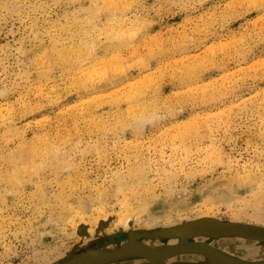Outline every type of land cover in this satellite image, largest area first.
I'll use <instances>...</instances> for the list:
<instances>
[{
	"label": "rangeland",
	"instance_id": "obj_1",
	"mask_svg": "<svg viewBox=\"0 0 264 264\" xmlns=\"http://www.w3.org/2000/svg\"><path fill=\"white\" fill-rule=\"evenodd\" d=\"M191 246L264 263V0H0V264Z\"/></svg>",
	"mask_w": 264,
	"mask_h": 264
},
{
	"label": "water",
	"instance_id": "obj_2",
	"mask_svg": "<svg viewBox=\"0 0 264 264\" xmlns=\"http://www.w3.org/2000/svg\"><path fill=\"white\" fill-rule=\"evenodd\" d=\"M195 251L196 252H203L205 254L215 256L220 261V263H222V264H245V263H241V262L232 260V259L227 258L225 256L216 254L215 252H213V251H211L208 248L203 247V246H191V247H186V248H182V249H177L175 251H167V252L162 253L160 256L161 257H167V256L175 254V253L195 252ZM126 252H127L126 250H123V251L117 253L116 255H120V254H123ZM102 258H108V256L107 257L102 256ZM262 264H264V263H262Z\"/></svg>",
	"mask_w": 264,
	"mask_h": 264
},
{
	"label": "bare ground",
	"instance_id": "obj_3",
	"mask_svg": "<svg viewBox=\"0 0 264 264\" xmlns=\"http://www.w3.org/2000/svg\"><path fill=\"white\" fill-rule=\"evenodd\" d=\"M122 206H123V205H122ZM126 206H127V205H126ZM123 208L126 209L127 207L124 206ZM123 208H122V209H123ZM142 208H143V207H142ZM124 209H123V210H124ZM120 213H121V214H118V215H121V219H123V221H122V220H121V221H122L123 223H126V221L128 220V218L130 217V215L133 213V207H130L128 210L124 211V214H122L123 212H121V211H120ZM118 215H117V217H118ZM205 216H206V215H205ZM123 223H122V224H123ZM117 225H118V224H117ZM85 226H86V225H85ZM89 226H90V230L93 229V228L96 226V220H95V221L93 220V222L90 223ZM76 229H77V228H76ZM85 230H86V229H85ZM91 231H92V230H91ZM127 244H128V242H127ZM124 246H125V245H124ZM121 251H122V250H121ZM134 251H135V250H134ZM119 252H120V251H119ZM119 252H118V253H119ZM126 253H128V252H126ZM126 253H125V254H126ZM105 255H106V254H105ZM115 255H116V254H115ZM100 256H101V255H100ZM100 256H99V257H100ZM108 256H109V255H108ZM111 256H112V255H111ZM172 257H173V256H172ZM94 261H95V260H94ZM205 263H206V262H205Z\"/></svg>",
	"mask_w": 264,
	"mask_h": 264
},
{
	"label": "flooded vegetation",
	"instance_id": "obj_4",
	"mask_svg": "<svg viewBox=\"0 0 264 264\" xmlns=\"http://www.w3.org/2000/svg\"><path fill=\"white\" fill-rule=\"evenodd\" d=\"M159 263V262H158ZM158 263H153V264H158ZM159 264H164V263H159ZM167 264V263H166ZM176 264H185V263H183V262H176ZM202 264H204V263H202ZM206 264V263H205ZM208 264V263H207Z\"/></svg>",
	"mask_w": 264,
	"mask_h": 264
}]
</instances>
